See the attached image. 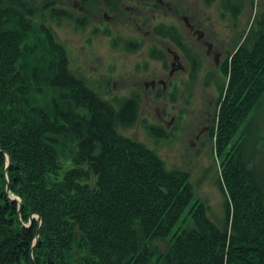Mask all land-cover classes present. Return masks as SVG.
Instances as JSON below:
<instances>
[{"label": "trees", "instance_id": "1", "mask_svg": "<svg viewBox=\"0 0 264 264\" xmlns=\"http://www.w3.org/2000/svg\"><path fill=\"white\" fill-rule=\"evenodd\" d=\"M254 2L221 0V15L237 21ZM23 12L36 13L0 0V264H264V167L233 141L264 93V13L219 82L210 138L226 201L220 226L188 170L121 133L141 99L115 106L101 96L44 22L49 55L33 57L44 44L30 43ZM200 70L196 53L193 83Z\"/></svg>", "mask_w": 264, "mask_h": 264}, {"label": "rangeland", "instance_id": "2", "mask_svg": "<svg viewBox=\"0 0 264 264\" xmlns=\"http://www.w3.org/2000/svg\"><path fill=\"white\" fill-rule=\"evenodd\" d=\"M220 2L180 0V9L183 6L186 8L182 13L191 15L198 22L196 30L206 34L205 39H199V35L194 33L189 35L194 54L197 53L201 62V70L192 88L189 69L175 72L172 79L178 85L176 88L171 83L164 87L162 78H169L172 59L170 56L165 61L154 59L149 55V48L153 45L165 50L175 47L170 40L162 42L141 34L131 19L133 15H144L139 11L118 14L108 24L111 34L105 33L104 27L95 30L94 25L79 29L74 22L64 19L52 21L49 18L46 23L52 27L58 40L65 43L71 69L101 96L111 99L115 106L127 97L141 99L137 122L132 127L122 128L121 133L158 152L169 168L188 170L196 196L201 197L209 207L208 216L222 226L226 220V201L217 183L220 157L212 151L216 142L210 138L211 125L220 95L219 82L225 80L222 71L226 57L229 52H236L241 47L252 25L262 17L264 0H255L253 6L248 4L237 21L231 15L222 17ZM23 16L33 28L28 32L30 43L44 44L45 33L39 28L41 14L30 16L23 12ZM159 18L181 23L174 14L159 15ZM181 25L184 26L183 23ZM115 33L143 38L145 42H141L136 51H127L122 44L113 46ZM237 37H240L239 41ZM206 40L213 43L219 58L214 53L208 54ZM44 45L42 52L36 48L33 57L49 55ZM182 62L188 67L187 59L182 58ZM208 75L212 76L209 83ZM151 125L157 127L158 136L152 135ZM238 140L246 144L248 153L253 154L264 167V93L236 132L233 141ZM34 216L39 219L40 215Z\"/></svg>", "mask_w": 264, "mask_h": 264}, {"label": "flooded vegetation", "instance_id": "3", "mask_svg": "<svg viewBox=\"0 0 264 264\" xmlns=\"http://www.w3.org/2000/svg\"><path fill=\"white\" fill-rule=\"evenodd\" d=\"M20 4H27L33 12L36 14H41V20L47 26L46 22L49 18L52 21H61L68 20L79 25V29L93 26L95 30L103 29L107 34H111L112 30L109 23L114 20L120 13H131L134 11H139L143 13V16H131V19L136 24V29L141 32L146 37L157 39L159 41L165 42V40H170L172 45L167 48V50L159 47L158 45H153L149 48L153 49L154 53L157 55L159 61L167 60L168 56L171 57V70L169 72V78L163 79L162 84L166 88V85L170 83L176 88L178 85L172 79L175 72L187 70L190 71V88L193 87V56H195V49L190 41V33L199 35V39H205L206 34L204 31H197L198 22L194 20L191 15L182 13V10L186 8L183 6L181 10L179 6L182 5L180 0H18ZM190 7V6H189ZM189 10V8H187ZM50 12V13H49ZM56 13V14H53ZM165 14H174L180 20L181 23L170 20L166 21L163 18H159ZM58 20H57V19ZM158 19V21H156ZM93 23V24H92ZM94 23H97L96 25ZM95 32V31H94ZM115 33L113 35L112 42L117 45H135L144 43L143 38L128 36ZM208 45V54L214 53L219 58V55L214 49L213 43H209L206 40ZM129 51V50H127ZM180 51V53L178 52ZM216 53V54H215ZM221 53V52H220ZM223 54V53H221ZM178 57V59H176ZM182 58L188 61V67L182 62ZM227 58V57H226ZM212 78L211 75H208V82ZM196 81V80H194ZM161 82V81H160ZM155 83H153L154 85ZM155 86V85H154ZM212 128V125H211Z\"/></svg>", "mask_w": 264, "mask_h": 264}, {"label": "water", "instance_id": "4", "mask_svg": "<svg viewBox=\"0 0 264 264\" xmlns=\"http://www.w3.org/2000/svg\"><path fill=\"white\" fill-rule=\"evenodd\" d=\"M176 59H178V57H176ZM8 160H9V164L11 163V158L9 157L8 158ZM8 190H9V187H8ZM39 220H40V224L42 223V218L39 216ZM39 233H40V229H38V235H39Z\"/></svg>", "mask_w": 264, "mask_h": 264}]
</instances>
